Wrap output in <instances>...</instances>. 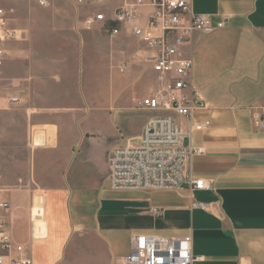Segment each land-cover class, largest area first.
<instances>
[{
  "label": "crops",
  "instance_id": "obj_1",
  "mask_svg": "<svg viewBox=\"0 0 264 264\" xmlns=\"http://www.w3.org/2000/svg\"><path fill=\"white\" fill-rule=\"evenodd\" d=\"M188 1L214 29L194 34L184 48L201 106L190 120L169 115L184 133L190 125L203 126L184 142L202 150L191 159L189 172L207 183L205 190L111 189L108 157L116 147L135 143L157 114L135 108L151 90L144 97L130 92L121 101L52 103L49 80L36 78L37 56L30 63L31 81L14 80V94L1 86L5 96L20 100L12 109L21 118L26 154L7 168L0 159V200L10 205L12 237L29 249L33 264H120L134 234L189 236L193 255L202 259L195 264H264V131L252 122L256 114L264 118V0ZM87 14L75 23L82 28L75 37L80 52L65 58L80 61L81 68L98 59L92 56L97 25L84 26ZM119 37L146 55L137 39L123 30ZM61 59L49 54V60ZM5 109L11 107L0 100V110ZM36 139L43 143L33 147ZM33 206L43 210V222L36 224L45 226L41 238L32 236Z\"/></svg>",
  "mask_w": 264,
  "mask_h": 264
},
{
  "label": "built area",
  "instance_id": "obj_2",
  "mask_svg": "<svg viewBox=\"0 0 264 264\" xmlns=\"http://www.w3.org/2000/svg\"><path fill=\"white\" fill-rule=\"evenodd\" d=\"M68 1L88 8L83 20L85 27L108 26L110 38L123 30L143 44L144 58L155 74L154 87L147 97L136 102L135 108L157 114L148 120L135 143L116 147L110 153L107 163L111 189H207L203 179L194 178L189 172L191 159L202 154V150L184 145L185 139L203 126L190 125L184 133L169 114L190 120L192 113L201 106L200 95L192 86V61L184 48L194 34L214 29L211 19L194 14L188 0ZM112 1L119 4L113 8ZM6 3L7 0H0V100L15 108L20 105L19 98L5 96L1 87L7 51L17 39ZM40 3L46 5L45 1ZM222 25L220 22L216 28ZM252 120L257 130L264 131L262 116L256 114ZM34 141L31 144L37 147ZM9 210L10 205L0 200V264H33L29 249L12 237L6 218ZM152 212L160 213L157 209ZM42 218L43 212L33 206L29 213L32 232L35 222ZM200 261L202 259L192 253L189 236L165 238L134 234L130 237L129 252L121 258L120 264H195Z\"/></svg>",
  "mask_w": 264,
  "mask_h": 264
},
{
  "label": "rangeland",
  "instance_id": "obj_3",
  "mask_svg": "<svg viewBox=\"0 0 264 264\" xmlns=\"http://www.w3.org/2000/svg\"><path fill=\"white\" fill-rule=\"evenodd\" d=\"M43 1L46 5L40 3ZM6 7L10 24L18 32L19 44L17 46L16 42L8 48L2 82L6 93L14 94V80H32L29 68L35 56L40 59L35 61L40 66L36 78L49 80L52 103L121 101L130 92L144 97L153 88L151 66L144 55L138 53V45L130 39L110 38L107 26L93 27L96 42H92L95 45L92 56L97 54V62H84L81 68L80 61L65 59L80 52L75 37L82 28L75 23L82 20L87 7L68 0H7ZM49 54L58 55L63 60H49ZM147 63L149 67H142ZM16 113L12 108L0 110V159L6 168L13 161H23L26 154L18 122L21 118Z\"/></svg>",
  "mask_w": 264,
  "mask_h": 264
},
{
  "label": "bare ground",
  "instance_id": "obj_4",
  "mask_svg": "<svg viewBox=\"0 0 264 264\" xmlns=\"http://www.w3.org/2000/svg\"><path fill=\"white\" fill-rule=\"evenodd\" d=\"M34 143H35L36 146L42 145V142L40 140H37V139L34 141ZM38 209L41 212H43V210H41L40 208H38ZM39 221H42L43 222V220H41V219H39L38 221L35 222V227H34V230H33V236H34V238H41L44 235V233H45V226H44L43 229L41 227H38V228L36 227V224Z\"/></svg>",
  "mask_w": 264,
  "mask_h": 264
},
{
  "label": "water",
  "instance_id": "obj_5",
  "mask_svg": "<svg viewBox=\"0 0 264 264\" xmlns=\"http://www.w3.org/2000/svg\"><path fill=\"white\" fill-rule=\"evenodd\" d=\"M184 145H186V142H184Z\"/></svg>",
  "mask_w": 264,
  "mask_h": 264
}]
</instances>
